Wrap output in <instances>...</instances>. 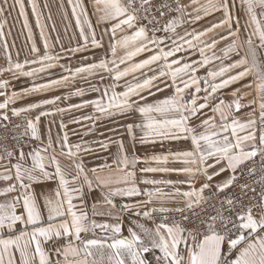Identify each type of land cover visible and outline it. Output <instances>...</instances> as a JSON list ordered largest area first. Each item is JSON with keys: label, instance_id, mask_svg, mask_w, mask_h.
I'll return each mask as SVG.
<instances>
[{"label": "snow or ice", "instance_id": "obj_1", "mask_svg": "<svg viewBox=\"0 0 264 264\" xmlns=\"http://www.w3.org/2000/svg\"><path fill=\"white\" fill-rule=\"evenodd\" d=\"M0 53V264H264V0H0Z\"/></svg>", "mask_w": 264, "mask_h": 264}, {"label": "rangeland", "instance_id": "obj_2", "mask_svg": "<svg viewBox=\"0 0 264 264\" xmlns=\"http://www.w3.org/2000/svg\"><path fill=\"white\" fill-rule=\"evenodd\" d=\"M49 2L52 3V0H49ZM54 13H55V9H54ZM56 19H57V22L59 24V16L58 15L56 16ZM61 28H62V25H61ZM22 40H23V38L21 37L20 40H18V43H20ZM65 43H67V40H65ZM0 63H3L2 53H0Z\"/></svg>", "mask_w": 264, "mask_h": 264}]
</instances>
